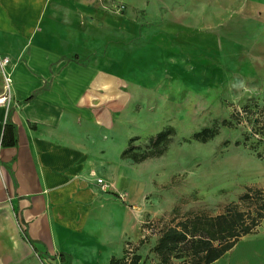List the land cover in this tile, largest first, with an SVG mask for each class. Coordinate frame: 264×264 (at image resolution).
Returning <instances> with one entry per match:
<instances>
[{
  "label": "rangeland",
  "instance_id": "obj_1",
  "mask_svg": "<svg viewBox=\"0 0 264 264\" xmlns=\"http://www.w3.org/2000/svg\"><path fill=\"white\" fill-rule=\"evenodd\" d=\"M67 2L81 16L87 52L73 59L118 81L102 97L118 114L120 153L131 138L144 152L149 137L175 129L160 156L119 162L131 193L119 197L136 221L125 250L161 264L154 246L165 228L195 213L218 215L249 188L264 190V0ZM225 119L233 124L213 139L190 141ZM247 240L264 244V220L227 264Z\"/></svg>",
  "mask_w": 264,
  "mask_h": 264
},
{
  "label": "crops",
  "instance_id": "obj_2",
  "mask_svg": "<svg viewBox=\"0 0 264 264\" xmlns=\"http://www.w3.org/2000/svg\"><path fill=\"white\" fill-rule=\"evenodd\" d=\"M67 4L0 0V95L5 72L13 81L0 102V264H109L135 234V211L120 198L131 193L119 180L118 114L102 97L118 81L73 59L87 52ZM7 125L14 145L3 143ZM227 253L212 264H227ZM233 256L264 264V244L247 240Z\"/></svg>",
  "mask_w": 264,
  "mask_h": 264
},
{
  "label": "trees",
  "instance_id": "obj_3",
  "mask_svg": "<svg viewBox=\"0 0 264 264\" xmlns=\"http://www.w3.org/2000/svg\"><path fill=\"white\" fill-rule=\"evenodd\" d=\"M249 108H244L248 113ZM237 111L236 117L241 113ZM235 118V116H233ZM231 120H223L211 127L195 132L191 140L207 142L213 139L221 126H230ZM175 134L172 126L166 127L149 137L148 150L139 152L131 138L121 157L141 162L148 157H158L164 153ZM14 127L5 128V145L16 143ZM237 145L240 142L236 143ZM260 155V154H259ZM243 205V207H241ZM264 220V190L252 189L239 196V202L226 206L224 212L218 215L195 213L187 216L174 226L165 228L154 246L161 264H212L229 252L243 236L253 234ZM141 256L133 254L127 259V251L121 258L113 256L109 264H137Z\"/></svg>",
  "mask_w": 264,
  "mask_h": 264
},
{
  "label": "built area",
  "instance_id": "obj_4",
  "mask_svg": "<svg viewBox=\"0 0 264 264\" xmlns=\"http://www.w3.org/2000/svg\"><path fill=\"white\" fill-rule=\"evenodd\" d=\"M9 57H4L1 59V66L4 68L9 63ZM12 75L9 72H5V86L4 93L0 95V102L5 103L8 101L9 94L12 90ZM97 182L102 185L103 188L107 186V184L103 181L102 178H98ZM127 250L131 251L130 243H126ZM130 252L127 254V259H130Z\"/></svg>",
  "mask_w": 264,
  "mask_h": 264
}]
</instances>
